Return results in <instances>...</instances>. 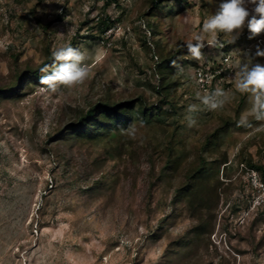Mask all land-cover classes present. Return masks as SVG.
<instances>
[{"label": "rangeland", "instance_id": "rangeland-1", "mask_svg": "<svg viewBox=\"0 0 264 264\" xmlns=\"http://www.w3.org/2000/svg\"><path fill=\"white\" fill-rule=\"evenodd\" d=\"M113 1L0 0V85L72 43L90 71L72 89L41 92L28 78L17 96L0 97V264H264V184L248 166L264 164V132L237 126L251 105L231 79L247 53L264 50V33L245 27L233 43L220 34L224 47L206 45L205 62L181 59L221 0ZM213 69L222 76L205 85ZM217 85L229 102L209 111L196 93ZM134 99L154 107L147 117L71 150L52 140L80 110ZM191 104L198 110L187 113ZM167 146L173 171L158 181ZM61 157L78 167L65 169ZM202 161L208 175L166 218Z\"/></svg>", "mask_w": 264, "mask_h": 264}, {"label": "clouds", "instance_id": "clouds-1", "mask_svg": "<svg viewBox=\"0 0 264 264\" xmlns=\"http://www.w3.org/2000/svg\"><path fill=\"white\" fill-rule=\"evenodd\" d=\"M247 29L251 32L252 37L264 33V0H221L214 14L203 21L202 29L199 34L195 35L186 43L190 56L181 57V59H195L203 63L206 57L202 49L207 45L213 48H223L224 44L218 39L223 34L229 39L230 43L235 42ZM209 37H211L209 39ZM250 37V38H252ZM207 41V43H205ZM195 42V43H194ZM53 63L45 65L40 69L41 75L39 88L41 92L56 93L61 87L72 89L76 86L83 85L89 78L90 71L84 61L85 53L72 46L57 48L52 53ZM264 58V50L259 45L253 54L247 53L243 62L236 65V71L231 79L234 81L235 89L241 95H247L250 108L241 113L237 126L253 129L255 132H264V64L255 62L256 58ZM172 66L177 68V74L183 71L176 61ZM205 79V85L211 84ZM230 91V90H229ZM196 99L209 111L223 109L229 102L228 91L217 85L211 91L201 94L196 93ZM197 106L191 104L187 107V113L197 111ZM188 126L196 124V120L188 115L185 117ZM253 121L257 122L256 124ZM136 131L135 124L127 129L129 136L134 137ZM254 185L259 184L258 174L252 173Z\"/></svg>", "mask_w": 264, "mask_h": 264}, {"label": "trees", "instance_id": "trees-1", "mask_svg": "<svg viewBox=\"0 0 264 264\" xmlns=\"http://www.w3.org/2000/svg\"><path fill=\"white\" fill-rule=\"evenodd\" d=\"M108 1L114 2L113 0H105V4L108 5ZM163 1L164 0H154L153 1L154 8L157 6V4H161ZM73 44L74 43L70 44V46L73 47ZM46 53L47 55L45 56L44 61L40 63L38 66L31 67L30 65H27L23 70H16L8 84L0 85V97L17 96L21 87L24 86L25 83H27L28 78H31V80L39 79L40 76L44 74L40 72V69L43 66L52 64L54 62L52 52H50L49 49H46ZM10 56L11 58L14 57V63H15L17 59L16 56L13 54H11ZM215 70L216 69H213L212 73H214ZM221 76H222L221 73L214 74L212 82H215L217 78ZM211 85L209 87H211ZM163 90L164 88L162 87L160 93H162ZM136 100L137 101H135L134 99L123 102L121 101L115 102V103L98 102L96 105L89 107V109L87 110H80L77 117L73 121H71L66 126L65 129L58 128L56 130V133L53 135L52 140H56L55 138L59 137L57 139H61V141L66 142L65 146L71 150L74 149L75 146L84 139L94 140L97 139L99 136H104L108 134L110 130H112V128L118 129L125 126L126 124H128L132 116L147 117V113L151 111L154 107H148L145 101H143L142 99H136ZM135 102H137L136 106H134ZM161 102L165 103V101H161ZM225 126H228V123ZM213 136H215V133L206 140L205 146L211 143ZM59 146L60 145L57 144L55 147V150L57 152H60L58 150ZM60 155L58 154V156ZM61 158H62V163L64 164L63 167L65 169L78 167L73 158L71 159H65V157H61ZM173 165H174V157L172 155V150L170 146H167V157H165L164 164L159 170V175L157 177V180L158 181L164 180L167 174H170L169 171H173L172 170ZM248 166L251 170L259 172L260 181L264 184V164L251 165L250 163H248ZM209 171H210V167H207L204 161H202L198 164L197 168L189 172V174L185 178V182L181 185V187H179L176 190V194L172 199V207L170 214L166 216V218L171 217L172 215H175L177 213V207H176L177 203L181 202L183 200V197L189 198L188 197L190 196L189 192L191 191L190 188L194 186L193 183L198 179H200L202 176L208 175ZM200 229H201V225L193 227L191 231L187 233L185 240L187 241L190 238L189 236L192 233H194L193 230H195V232H198ZM183 246L185 245H182L180 243H178L177 245V247L179 248H182Z\"/></svg>", "mask_w": 264, "mask_h": 264}]
</instances>
